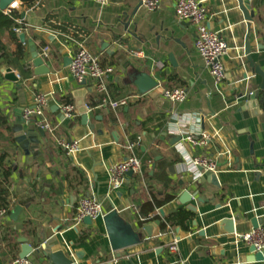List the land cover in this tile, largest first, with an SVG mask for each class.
Returning <instances> with one entry per match:
<instances>
[{"label": "crops", "instance_id": "0c3cea01", "mask_svg": "<svg viewBox=\"0 0 264 264\" xmlns=\"http://www.w3.org/2000/svg\"><path fill=\"white\" fill-rule=\"evenodd\" d=\"M174 2L160 0L155 12L142 7L139 0H107L103 7L92 0H41L33 8L16 10L22 33L6 30L1 35L8 58L0 61V154H6L14 167L9 180L14 206L0 219V264L18 258L19 238L33 248L42 238H56L59 244L52 251H63L73 264H264L247 261L250 247L238 240L252 230L253 219L264 229V92L257 91L261 78L252 73L245 54L247 43L253 64L264 72V0H251L255 17L250 22L249 11L238 0L200 1L207 10L208 27L228 46L222 60L225 78L220 83L214 82L194 51L192 29L175 19ZM75 42L90 48L103 66L114 68L106 79L107 88L113 98L128 101L114 114L95 109L96 95L85 93L86 126L73 94L93 88L89 82L76 83L63 65ZM42 45L49 49L44 61L50 72L35 76L30 55L37 52L40 56ZM19 46L24 48L20 59L15 56ZM135 52L141 57H133ZM7 69L17 82L5 78ZM142 72L150 73L158 83L145 95H139L129 79ZM174 88L186 91L184 102L161 97V90ZM39 93L47 97L49 121L61 123L54 133L43 130L41 135L33 122L17 125L25 121L23 110L33 105ZM251 93H258L256 104L244 116L240 109ZM66 98L71 102L65 103ZM63 104L75 107L73 121H60ZM20 129L35 133L36 142L29 143L28 154L15 138ZM187 133L206 135L207 145L189 148L182 141ZM175 137L181 140L170 146ZM60 138L77 143L78 149L66 155L57 143ZM126 140L137 143L134 155L142 162L143 177H127L118 191L110 192L108 171L125 158ZM179 145L184 153L179 152ZM185 156L211 159L219 187L200 183V176L195 179L187 171ZM184 192L192 196L187 206L196 211L184 229L170 227L168 215L187 210L178 202ZM167 195L174 198L157 206ZM84 197L101 203V216L92 226L74 219ZM17 206L21 211L12 222L9 216ZM112 209L141 234L140 244L111 251L102 219ZM224 220L234 221L233 234L227 233ZM143 225L149 227L150 236ZM4 230H13L7 239L10 249ZM173 244L175 252L171 253ZM77 250L84 252L83 258L75 256ZM28 258L34 264H46L33 254Z\"/></svg>", "mask_w": 264, "mask_h": 264}, {"label": "built area", "instance_id": "2783aa9c", "mask_svg": "<svg viewBox=\"0 0 264 264\" xmlns=\"http://www.w3.org/2000/svg\"><path fill=\"white\" fill-rule=\"evenodd\" d=\"M34 1L35 5L41 2V0ZM92 1L100 7L105 6L107 3V0ZM21 4V0H14L2 13L10 15ZM139 4L148 11L155 12L159 9L160 0H139ZM174 16L177 22L186 23L192 29L194 51L202 59L205 68L214 82H222L225 78L222 60L227 54L228 46L219 33L213 32L208 27L206 8L198 0H175ZM15 23L16 27L12 29V32L14 35H19L23 31L21 28L22 22L16 20ZM74 47L75 49L71 51L70 55L69 73L78 84H81L83 81L91 83L96 95L95 109H105L115 114L126 107L128 105L127 99L113 98L106 85V79L109 75L113 74L114 68L112 66L101 65L98 56L89 52L83 43L75 42ZM132 56L140 58L141 53L135 52ZM40 57L43 60L48 58L47 48L42 49ZM249 95H252V93ZM161 97L166 101L178 104L186 100L187 94L182 88L163 89L161 90ZM48 107L46 95L35 94L33 105L23 110L22 117L27 122H33L37 128L54 133L61 123L53 124L49 121L46 116ZM59 111L63 117V121L70 122L76 118L75 107L71 104L61 105ZM182 141L193 150L202 149L207 145L208 137L206 135L199 136L187 133ZM57 143L66 155H71L78 149L77 143L69 142L64 138H60ZM136 144V142L126 140L123 146L125 158L109 168L108 184L110 192L118 191L122 187L123 183L127 180L128 172H132L133 176L143 177L142 162L134 155ZM178 150L180 153H184L181 145L178 146ZM185 162L187 171L192 173L195 179L201 176V173L197 170L198 168L203 169L202 173H214L216 169L215 163L205 156L194 158L185 156ZM101 212V203L99 201L84 197L78 203L74 219L76 223H81L85 218H90L93 221L101 216ZM6 213V210H1L0 219H4ZM238 240L248 247H253L256 253H264L263 228L252 229L243 233L239 235ZM170 252H175L174 244L170 247ZM11 264H34V262L27 257L24 259H13Z\"/></svg>", "mask_w": 264, "mask_h": 264}, {"label": "water", "instance_id": "95a60500", "mask_svg": "<svg viewBox=\"0 0 264 264\" xmlns=\"http://www.w3.org/2000/svg\"><path fill=\"white\" fill-rule=\"evenodd\" d=\"M201 2L203 0H200ZM14 0H0V12H4L12 3ZM239 4L244 6V9L246 11H249L247 20L250 22L255 17V12L251 10V0H238ZM24 17V14H21V18ZM181 25L187 26L186 23H182ZM19 39L21 42H24V35H20ZM245 54L247 56V62L250 65V68L252 69V73L255 75H258L261 78V82L257 87L258 92H264V72L260 70V68L253 64L252 59L250 57V49L249 45L245 44ZM31 66L33 67V74L35 76H43L49 74V69L45 65V61L38 55L37 52H32L31 55ZM168 58L172 65H174L173 55L169 54ZM71 63V59H64V67H68ZM149 67L146 66V69L148 70ZM6 79L9 82H17L18 79L14 73L11 72L10 69H7L6 71ZM150 73L142 72L139 73L135 78L133 75H129V79L131 80V83L136 88L139 95H145L152 91L153 89L158 87V83L153 77L149 75ZM85 81H83L80 85H85ZM87 92H94L93 89L90 90H80L73 94V97L75 99V107L78 112V114L81 116L82 125L86 126L89 123L88 120V112L89 109L85 105L83 101V96ZM258 96V93L248 95L246 97V100L244 101L240 111L243 113L244 116H249L250 113H248V110H252V108L256 104V98ZM253 114V112H251ZM255 113V112H254ZM60 121H63V117H59ZM23 123H30L25 121H19L17 125H23ZM22 127V126H21ZM13 129V131H15ZM38 133L41 135L44 133L42 129H37ZM17 143L19 144L20 148L24 151L25 154H28V147L29 143H34L36 140L34 139L35 133L33 131H28L24 133L21 129L14 133ZM181 140V137H175L170 141V146H175L179 141ZM201 176L199 178L200 183H209L213 185L214 187H219L217 183L216 176L213 172H203V169L198 168L197 169ZM132 172L127 173V177H132ZM192 196L184 192L182 193L179 198L178 202L181 205H185L186 209L190 212H195L196 209L187 206V204L191 201ZM21 207L17 206L15 207L13 213L9 216V220L12 222H16L17 218L20 214ZM162 213V212H160ZM103 226L105 229V233L109 242V246L112 252H118L130 247H133L135 245H138L142 242L141 234L139 232H135L133 228L125 223L117 214V211L115 209H112L108 214H106L103 219ZM233 220L226 221L224 220L222 224L227 225L228 230L227 233L233 234ZM82 223L85 226H92L93 221L90 218H85ZM155 225H159V222H156ZM252 229H257L260 226V221L253 219L251 221ZM143 230L147 233L148 236H150L149 227L146 225L142 226ZM203 233H200L202 235ZM18 243L21 244V252L18 256L19 259H24L29 257L31 254H33L35 257H37L39 260L45 262L46 264H73V260L69 257H67L63 251L57 250L52 251L53 246H57L58 240L56 238H42L41 243L38 247L33 248L31 245L27 243V240L25 238H19ZM250 254L251 257L247 261H256V262H263L264 261V253H256L255 249L253 247H250ZM75 256L78 259L83 258L84 252L81 250L75 251Z\"/></svg>", "mask_w": 264, "mask_h": 264}, {"label": "trees", "instance_id": "16d2710c", "mask_svg": "<svg viewBox=\"0 0 264 264\" xmlns=\"http://www.w3.org/2000/svg\"><path fill=\"white\" fill-rule=\"evenodd\" d=\"M21 7L30 9L35 6V1L34 0H21ZM16 20H20V15L17 13V11H13L10 15H4L2 12H0V61L4 60L6 61L8 58V53L6 51L5 46L3 45L1 41V35L3 31L6 30H11L16 27ZM21 28H23V24H21ZM48 47L46 45H42V49ZM49 50V49H48ZM87 50L91 52L93 55H96L93 51L90 50V48L87 47ZM24 55V48L22 46L17 47L16 50V58L20 59ZM99 62L102 65V60L98 56ZM171 80V79H170ZM65 103H70V99L66 98ZM111 121L114 123L115 121L111 118ZM7 156L6 154H0V211L1 210H6V212H10V209L14 206L11 201V184H10V177L12 176L14 172V167L9 164L7 161ZM158 181H160L159 178H157ZM174 198V195H167L164 200L161 202H156L157 206H162L169 201H171ZM18 203V202H17ZM16 203V204H17ZM192 218V213L184 210V209H179L171 214L168 215L167 221L170 225V227H179L181 229L185 228V224ZM13 231V230H12ZM11 231V232H12ZM7 232V233H6ZM9 232V233H8ZM11 232L8 230H4L3 238L4 240L9 239ZM13 233V232H12ZM7 234L9 236H7ZM85 237H81L83 240ZM8 243L6 244L7 247L10 249V242L7 240ZM14 245H17L15 241H13ZM16 259V258H15Z\"/></svg>", "mask_w": 264, "mask_h": 264}]
</instances>
